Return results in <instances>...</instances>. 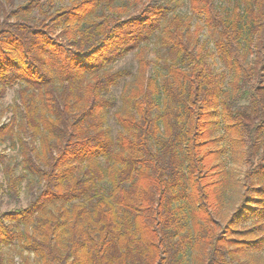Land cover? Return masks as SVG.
<instances>
[{"label":"trees","instance_id":"trees-1","mask_svg":"<svg viewBox=\"0 0 264 264\" xmlns=\"http://www.w3.org/2000/svg\"><path fill=\"white\" fill-rule=\"evenodd\" d=\"M58 1L0 0V96L18 97L0 145L18 147L22 167L0 152L4 190L17 200L24 178L41 184L0 210V264H264V0L224 12L188 0L190 16L169 13L181 0L126 14L115 0ZM132 51L114 137L103 94L127 72L107 68ZM229 152L250 169L218 224Z\"/></svg>","mask_w":264,"mask_h":264},{"label":"rangeland","instance_id":"rangeland-1","mask_svg":"<svg viewBox=\"0 0 264 264\" xmlns=\"http://www.w3.org/2000/svg\"><path fill=\"white\" fill-rule=\"evenodd\" d=\"M233 0H216L217 6L221 9L222 12L228 7L231 6ZM70 0H62L58 1V5L68 4ZM115 4L118 5H126L127 8L123 14H126L128 10H134L136 5H140L137 0H115ZM170 14L177 13L185 16H190L191 11L188 6V0H181L180 2H175L172 4L170 8ZM199 21L194 19V22ZM205 32V31H204ZM208 35L202 34L201 39L206 38ZM210 47L214 50L213 44H210ZM252 56H250L251 58ZM209 63L215 73L220 72L223 69V64L220 61L217 55L212 56L209 59ZM138 62L135 55V51L130 52L124 58L116 61L115 63L108 66L109 71H117L119 69H125L127 72L125 76H123L120 82L116 85H113L108 91L104 92L105 98H107L111 102V106L107 108L104 128H106L107 133L117 136L119 132V125L117 124L115 113L123 107L122 94L124 88L131 85L134 81L135 75L137 73ZM1 90V89H0ZM18 102L17 97V86L9 87L5 92L0 96V124L9 122V118L11 117V111L8 109L9 106H13ZM7 109L6 111H2L3 109ZM222 126L217 127L215 130L214 136L219 138L223 133ZM218 145L223 147L225 145L224 140H219ZM264 149V147H263ZM0 152L6 154V158L4 160L5 164H10L8 166L14 167L15 171L19 172L22 167L19 165L16 166L17 161L21 160L20 150L18 147H11L10 144H1ZM254 166L259 162L260 159L258 157L255 158ZM223 160L225 166L221 169L223 170V176L226 177V192L224 194V198L222 200V205L220 206L221 217H218V224L224 223L234 212L235 208L239 205L241 194L243 193L244 187L243 184L245 181L246 171L249 170L250 164H246L243 158H235L231 155V153H226L223 155ZM3 166V165H2ZM0 165V210H7L19 206L20 204H27L33 192H35L40 186V182L37 178H24L20 185V193L17 200H12L11 197L4 190L5 187V176ZM252 167V166H251ZM244 223L248 224L249 221H244ZM244 225V224H243ZM4 255L7 257H14V261L18 263L20 261V256L14 246L5 247L3 251ZM258 259L260 261H264V251L258 254ZM32 259L33 254L31 255ZM183 264H194L190 261H184Z\"/></svg>","mask_w":264,"mask_h":264}]
</instances>
